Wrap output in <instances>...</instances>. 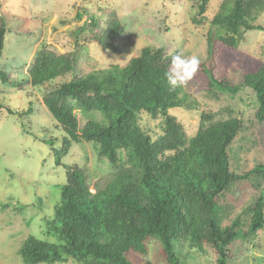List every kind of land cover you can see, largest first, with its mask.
Returning <instances> with one entry per match:
<instances>
[{
  "label": "trees",
  "instance_id": "trees-1",
  "mask_svg": "<svg viewBox=\"0 0 264 264\" xmlns=\"http://www.w3.org/2000/svg\"><path fill=\"white\" fill-rule=\"evenodd\" d=\"M197 1L192 23L202 25L208 20L205 13L210 0ZM262 12L264 0H222L209 19L207 60L199 62L191 76L204 92L234 96L241 88H249L259 122H264V60L248 65L251 56L239 48V42L249 30L264 33V26L255 24ZM7 31V19L0 14V56ZM125 31L121 19L103 9L77 28L75 46L78 48L79 37L87 33V41L118 53L115 40ZM219 55H233V61H241L238 84L224 74L216 75ZM171 58L161 47L145 46L124 66L93 72L83 67L85 62L78 60L76 51L57 53L43 47L36 52L28 71L29 85L41 86L70 75L41 99L61 131L58 146L51 137L43 139L51 148L55 165H63L62 158L73 143L86 141L95 143L98 154L117 172L105 187L94 191L80 166L66 165L60 202L46 221V232L56 240L28 235L18 249L23 264H55L68 259L77 264H136L134 258L147 255L151 239L159 242L165 264H182L173 242L183 238L210 246L215 264L229 263L230 248L241 229L236 223L219 225L216 202L232 181L264 173V163L242 174L232 170L231 146L243 125L239 117L207 123L209 116L202 112L197 131L186 135L169 110H193L197 104L184 90L187 80L170 90L165 72ZM8 79L0 70V82L5 84ZM6 111L23 117L32 113V103L24 111L8 107ZM77 111L90 117L82 126ZM142 112L161 120L162 133L155 139L139 123ZM94 113L100 118L92 117ZM249 216L247 233L260 232L264 227L263 197L254 200ZM143 264L153 263L146 260Z\"/></svg>",
  "mask_w": 264,
  "mask_h": 264
},
{
  "label": "rangeland",
  "instance_id": "rangeland-1",
  "mask_svg": "<svg viewBox=\"0 0 264 264\" xmlns=\"http://www.w3.org/2000/svg\"><path fill=\"white\" fill-rule=\"evenodd\" d=\"M222 0H210L207 21L202 25L192 23L197 12V0H0V14L7 19L9 31L5 34L0 56V70L7 73L8 82H0V264H23L18 249L28 235L55 241L46 232V221L60 202V191L66 181L64 167L76 163L85 175L91 190L105 187L117 172L104 157L98 146L81 141L71 145L56 166L51 148L43 139L53 138L58 146L61 131L42 102L43 94L70 75L57 78L41 86L28 84V71L36 52L43 47L57 53L76 51L78 60L85 62L87 71L99 72L111 65L124 66L139 55L145 46L161 47L166 56L183 53L194 56L199 62L207 60L206 33L209 19L218 11ZM106 10L121 19L126 31L116 38L119 52L104 50L96 43L79 37L75 46L76 30L91 14ZM255 24L264 26V12ZM264 33L249 30L243 34L239 48L251 56L248 65L264 60ZM231 57H216L217 76L224 74L233 84L241 81V61ZM185 92L196 101V109L171 108L170 113L182 124L186 135L192 136L200 124V113L209 118L207 123L229 117H239L242 129L231 146V166L236 174L251 170L264 163V122L255 119L256 101L252 91L241 88L237 95L204 92L196 79H187ZM32 103L33 111L23 117L10 115L6 107L20 112ZM82 126L90 117L76 112ZM94 118L100 115L94 113ZM141 127L153 139L162 133L161 120L140 114ZM121 160L125 159L123 153ZM257 197L264 198V173L250 174L234 180L219 197L217 222L221 227L236 223L241 232L230 248L228 264H264V227L256 234H248L250 210ZM2 205H8L2 208ZM21 209V210H19ZM174 250L182 264H215V253L207 244L183 238L173 242ZM160 244L151 239L146 256H136L134 263L146 260L165 264ZM44 264V263H43ZM55 264H77L71 259Z\"/></svg>",
  "mask_w": 264,
  "mask_h": 264
},
{
  "label": "clouds",
  "instance_id": "clouds-1",
  "mask_svg": "<svg viewBox=\"0 0 264 264\" xmlns=\"http://www.w3.org/2000/svg\"><path fill=\"white\" fill-rule=\"evenodd\" d=\"M199 65V59L194 56H184L183 53H178L172 56L169 62V68L165 72V77L170 90H175L177 87L184 85L187 79L196 72ZM186 69V74L184 72ZM177 73H180L177 75Z\"/></svg>",
  "mask_w": 264,
  "mask_h": 264
}]
</instances>
